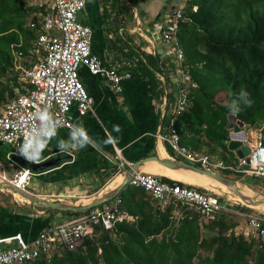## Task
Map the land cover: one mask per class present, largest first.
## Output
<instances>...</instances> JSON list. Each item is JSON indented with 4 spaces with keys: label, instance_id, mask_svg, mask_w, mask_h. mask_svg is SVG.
I'll list each match as a JSON object with an SVG mask.
<instances>
[{
    "label": "trees",
    "instance_id": "trees-1",
    "mask_svg": "<svg viewBox=\"0 0 264 264\" xmlns=\"http://www.w3.org/2000/svg\"><path fill=\"white\" fill-rule=\"evenodd\" d=\"M39 7L24 6V0H0V106L12 95L14 86L24 91V84L11 69L16 55L22 59L30 46L34 49ZM28 12L34 16L25 22ZM182 16L177 38L188 80L187 104L174 121L179 141L184 144L191 137L189 141L204 143L223 162L235 161L227 146L228 133L239 128L234 122L228 128L229 116L247 127H259L264 145V0H186ZM135 57L134 70L147 78L151 94L157 97L161 94L155 77V73L162 74L159 62L142 52ZM163 77L165 96H175L176 88L169 86L166 74ZM169 114L170 109L165 108V123ZM235 174L233 179L239 177ZM243 181L252 184L249 176ZM253 183L263 186L264 178ZM117 195L120 210L134 221L122 219L110 230L95 227L75 247L59 246L48 257L41 255L21 264H264V241L251 231L255 240L234 234L236 222L226 210L208 219L183 209L174 237L158 241L156 236L171 224L173 203L160 207L142 188L128 184ZM86 211L62 213L72 218ZM203 230L211 234L203 237ZM199 250L210 254L201 255Z\"/></svg>",
    "mask_w": 264,
    "mask_h": 264
},
{
    "label": "crops",
    "instance_id": "crops-1",
    "mask_svg": "<svg viewBox=\"0 0 264 264\" xmlns=\"http://www.w3.org/2000/svg\"><path fill=\"white\" fill-rule=\"evenodd\" d=\"M177 2L178 0H84V6L77 17L91 29L92 52L103 64L126 69L130 76L122 81L121 91L115 93L101 76L91 75L83 66L78 68L79 79L92 98L91 109L83 115H77L72 109V128H59L44 139L39 151V163L50 161L51 164L43 170L29 167L32 174L26 184V187H31L28 192L49 201L84 204L115 188L132 162L152 154L158 157L174 156L159 135L166 131L161 111L170 109L175 100V96H164L166 83L163 76L167 75V82L172 87L178 80V75L174 71L172 53H169L167 44L159 39L158 31L163 13L173 8ZM141 52L153 56L159 62L162 74L155 73V77L158 78L161 94L157 97L151 94L147 78L134 70L137 64L135 56ZM240 130L244 136L243 144L247 147L259 136V132L244 124L239 130L229 132ZM190 138L183 144L189 151L219 159L216 151L210 153L204 143L197 145L196 139L189 141ZM231 151L236 160L238 154ZM120 158L124 162L123 169L117 168ZM22 166H25L23 161L10 154L6 144L0 143V179L11 180ZM137 168L138 171L164 176L183 184L194 185L197 182L194 174L164 169L153 160L143 161ZM244 177L239 173V177L234 179L241 192L250 197L264 194V185L253 183L255 178H259L256 179L259 183L262 177L250 178L252 184L244 182ZM218 186L220 190L230 193L226 187ZM229 198H222L223 210L240 215L234 228L239 227L243 232L242 227L244 230L246 228L243 225L245 215L240 208L243 210L245 205L236 209L232 206L233 203L240 204ZM235 198L239 200L236 196ZM13 201L14 203L0 202V238L18 233L28 242L46 227L71 219L63 211L41 208L19 199ZM251 207L254 208L248 209V213H256L255 209L264 213V204ZM183 209L187 207L180 210L174 207L171 210V224L162 235L160 233L156 236L158 241L161 237L165 241L169 236L174 237ZM123 215L124 221H134V217L129 214L123 212Z\"/></svg>",
    "mask_w": 264,
    "mask_h": 264
},
{
    "label": "built area",
    "instance_id": "built-area-1",
    "mask_svg": "<svg viewBox=\"0 0 264 264\" xmlns=\"http://www.w3.org/2000/svg\"><path fill=\"white\" fill-rule=\"evenodd\" d=\"M83 6L84 0H50L49 9L45 13L38 12L33 49L36 62L23 67L20 55L15 56L13 67L14 70H21V75L17 77L24 84V91L20 92L14 86L12 95L0 106V143L6 144L9 153L25 164L10 180L19 188L23 189L32 174L29 167L39 163V151L44 139L59 128H72V109L77 115L91 109L92 98L79 79L78 68L83 66L91 75L101 76L115 93L121 91L122 81L130 76L126 69L103 64L92 52L91 29L77 17ZM185 6L186 0H178L173 8L165 11L158 31L159 39L167 44L169 53H172L174 71L178 75L174 85L175 100L165 123L166 131L158 135L174 155L171 158L178 157L207 170H230L242 176L264 178V145L260 142V136L255 138L245 155L229 163L212 159L205 153L197 155L179 141L174 121L187 104L185 87L188 69L178 45L177 29L183 20ZM164 112L165 109L161 111V117ZM123 163L120 158L117 168L123 169ZM127 184L142 188L160 206L172 202L191 207L202 218L211 219L223 210L217 195L210 190L165 182L148 172H133ZM119 202V197L114 196L78 216L46 227L28 242L18 233L0 238V264H21L41 255L48 257L59 246L68 249L75 247L95 227L110 230L124 216ZM244 220L247 228L264 241V213H247Z\"/></svg>",
    "mask_w": 264,
    "mask_h": 264
},
{
    "label": "water",
    "instance_id": "water-1",
    "mask_svg": "<svg viewBox=\"0 0 264 264\" xmlns=\"http://www.w3.org/2000/svg\"><path fill=\"white\" fill-rule=\"evenodd\" d=\"M231 122L236 123L237 126L240 128L243 126V123L241 121L233 120L232 117L229 116L228 128H231ZM228 137L230 140L228 141L227 146L229 147L230 150L235 151L238 154V157H241L242 155H245L248 152V147L243 144L244 136L241 130L238 132H229ZM147 160H153L157 162L159 165H162L172 170L191 171L207 176L227 187L229 192L234 196H236L245 206H257L260 204H264V194H259L258 195L259 197H255V196L250 197L244 194L243 192H241L237 188L236 181L232 178L221 175L220 173L212 170L201 168L200 165H192L188 162L171 157H158L156 154L145 156L143 158H140L132 162V164L123 173L121 182L115 188H113L112 190L106 193L93 197L91 200H89L87 203L84 204L82 203L74 204V203L62 202L59 200L49 201L41 197L35 196L34 194L22 188H19L18 186L13 184L10 180L4 178L0 179V189L3 188L9 190L12 193L18 194L19 196L27 200L29 203L36 204L41 208H46V209L50 208L56 211L83 212L91 207L100 205L110 200L112 197L116 196L118 194V191L122 187L127 185V181L130 178L131 174L133 172L138 171L137 166H139L143 161H147ZM50 164H51L50 161H45L31 165L30 168L33 170H43L47 168Z\"/></svg>",
    "mask_w": 264,
    "mask_h": 264
},
{
    "label": "rangeland",
    "instance_id": "rangeland-1",
    "mask_svg": "<svg viewBox=\"0 0 264 264\" xmlns=\"http://www.w3.org/2000/svg\"><path fill=\"white\" fill-rule=\"evenodd\" d=\"M24 6H37V7H39L40 9H39V12L40 13H45V11L47 10V8H49L50 7V0H24ZM35 12H37V11H35ZM32 16H34V13L33 12H31V13H26V15H25V22H28V20H30L31 19V17ZM30 50L27 52V54L26 55H24V56H22V59H20V64L23 66V67H26V65H32L34 62H36V53H34L33 51H32V49H33V46H30V48H29ZM22 60V61H21ZM11 72L12 73H15V75L16 76H19V75H21V70L19 69V68H16L15 70H14V68L13 69H11ZM240 128V127H239ZM242 128V127H241ZM249 128H251L253 131H256V132H259V127H255V126H253V127H249ZM246 129V127H244V130ZM216 172H219V173H221V174H224V175H226V176H229V178H231L232 177V179H233V177H235V176H237V174H234V173H231V172H227V171H224V170H218V169H216L215 170ZM250 178H253V177H250ZM255 179H259V178H255ZM26 182H27V180H26ZM260 183V182H259ZM262 183V182H261ZM186 184V183H185ZM193 184H197V185H203L204 187H205V189H207V190H210L213 194H216L219 198H225L226 196H229L230 198V200H232L233 202H237L238 204H240V205H235L234 203H233V207L235 208L236 207V209H239L240 207L239 206H244V204L242 203V202H240L239 200H237L236 198H235V196L233 195V194H231V193H227V192H225V191H223V190H220V187L218 186V185H216V184H210V183H206V182H195V183H193ZM191 186H196V185H191ZM31 187L30 186H27L26 187V184L24 185V187H23V189L24 190H26V191H28V189H30ZM212 189V190H211ZM259 194H255L254 196L255 197H259L258 196ZM14 199H19V200H23L22 202H26V203H29L27 200H25L24 198H22L21 196H19L18 194H15V193H12V192H10L9 190H6V189H0V202H2V203H11V202H13L14 203ZM7 200H10V202H7ZM18 202H20V201H18ZM67 202H69V201H67ZM173 205H174V207H175V209H177V210H180V208H186L187 206H181V205H179V204H175V203H173ZM246 208H244L243 210H242V208H240L241 209V211L242 212H244V215L245 214H247L248 213V209H252V208H254V207H251V206H245ZM187 209H192V210H194L193 208H191V207H187ZM254 212H258V211H256V209H255V211ZM233 214V213H232ZM218 214H216L214 217H216ZM233 216V218H232V220L233 221H235V222H237V221H239V219H237V217H240V215H238V214H233L232 215ZM243 225H245V230H244V228L242 227V231L243 232H241L239 229V227L238 228H232V232L234 233V234H238V233H241V234H244L243 236L245 237V238H253L254 239V235L250 232V230L247 228V226H246V224H245V220H244V224ZM214 232H216V230H214L213 231V233ZM229 232L228 231H226V234H228ZM211 234V232H207V231H201V235L203 236V237H208L209 235ZM110 236L114 239V240H116V238H117V236L116 235H114L113 233H111L110 234ZM255 240V239H254ZM201 255H203V254H210V251H203V250H199L198 251Z\"/></svg>",
    "mask_w": 264,
    "mask_h": 264
},
{
    "label": "bare ground",
    "instance_id": "bare-ground-1",
    "mask_svg": "<svg viewBox=\"0 0 264 264\" xmlns=\"http://www.w3.org/2000/svg\"><path fill=\"white\" fill-rule=\"evenodd\" d=\"M162 168H164V169H168V170H172V169H169V168H166V167H164V166H162V165H160ZM172 171H178V172H186V173H191V174H194V176H195V180L196 181H198L199 183L200 182H206V183H210V184H218V185H220V186H223V187H225L223 184H221V183H219V182H216L215 180H213V179H211V178H209V177H207V176H204V175H202V174H198V173H195V172H191V171H183V170H172ZM175 173V172H174ZM164 174V173H163ZM169 175H170V173H169ZM172 175H173V173H172ZM171 175V176H172ZM175 175V174H174ZM177 175V174H176ZM178 176V175H177ZM181 176V175H180ZM179 176V177H180ZM176 177V176H175ZM173 178V177H172ZM178 178V177H177ZM183 178V177H182ZM188 181V180H187ZM194 185H197V184H194ZM198 186H203V185H198ZM204 187V186H203ZM227 188V187H226ZM262 206V205H261Z\"/></svg>",
    "mask_w": 264,
    "mask_h": 264
},
{
    "label": "clouds",
    "instance_id": "clouds-1",
    "mask_svg": "<svg viewBox=\"0 0 264 264\" xmlns=\"http://www.w3.org/2000/svg\"><path fill=\"white\" fill-rule=\"evenodd\" d=\"M216 172V171H215ZM219 173V172H218ZM190 185V184H189ZM204 189V188H203Z\"/></svg>",
    "mask_w": 264,
    "mask_h": 264
}]
</instances>
